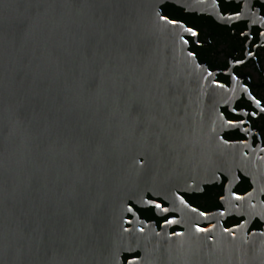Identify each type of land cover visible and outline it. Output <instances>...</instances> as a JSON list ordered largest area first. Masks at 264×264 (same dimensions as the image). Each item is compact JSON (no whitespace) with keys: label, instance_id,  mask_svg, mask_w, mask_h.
I'll list each match as a JSON object with an SVG mask.
<instances>
[{"label":"water","instance_id":"water-1","mask_svg":"<svg viewBox=\"0 0 264 264\" xmlns=\"http://www.w3.org/2000/svg\"><path fill=\"white\" fill-rule=\"evenodd\" d=\"M165 4L221 22L202 0H0V264H264L263 235L125 229L216 137Z\"/></svg>","mask_w":264,"mask_h":264},{"label":"flooded vegetation","instance_id":"flooded-vegetation-1","mask_svg":"<svg viewBox=\"0 0 264 264\" xmlns=\"http://www.w3.org/2000/svg\"><path fill=\"white\" fill-rule=\"evenodd\" d=\"M202 1L221 22L210 14L171 4L162 6L160 13L198 33L197 37L187 33L184 39L189 40L188 51L208 73L206 89L219 116L209 130L216 137L207 143V157L199 165L194 161L193 169L198 172L191 171L185 181L178 178L175 184H165L161 197L146 194V203L151 200L160 208L129 203L137 218L128 214L125 229L177 236L190 227L208 229L209 235L222 228L249 241L264 236V113L249 99L251 93L264 107V0ZM237 12L239 20L224 19ZM238 60L244 63L237 64ZM252 112L257 115L253 117ZM172 190L176 202L170 197ZM168 220L175 222L168 224ZM141 259L139 252L121 257L123 264H142Z\"/></svg>","mask_w":264,"mask_h":264},{"label":"snow or ice","instance_id":"snow-or-ice-1","mask_svg":"<svg viewBox=\"0 0 264 264\" xmlns=\"http://www.w3.org/2000/svg\"><path fill=\"white\" fill-rule=\"evenodd\" d=\"M214 2H215V0H214ZM240 15L241 14L239 12H237L235 15H229L227 17H224V19H226L228 21L239 20L240 19ZM160 19L161 20H164L168 24H176L177 23L174 19H169L166 14H160ZM261 20L264 21V16L261 17ZM179 27L182 28L183 31L186 32V33H188L189 36H191V37H197L198 36V33L192 27H186L184 24H180ZM181 39L183 40V42L185 44H188L189 43V40L184 39L183 37H181ZM189 55L191 56V55H193V53L189 52ZM249 55H251V53H249ZM236 63L237 64H242V63H244V61L243 60H238V61H236ZM209 75H211V73H209ZM233 78L235 79V77H233ZM219 87H224V85H219ZM244 91L245 92H248L247 87L244 88ZM249 99H251L255 103L256 107L259 109V111L261 113H264V107L261 106V100L260 99H257L251 93H249ZM262 99H264V97H262ZM251 115L253 117H255L257 115V113L256 112H252ZM228 123L229 124H232L233 121L229 120ZM237 123H245V122L244 121H239ZM235 198L236 199H241V197H235ZM181 202L184 203L183 199H181ZM148 203L149 204H152L153 202L151 200H149ZM155 207L156 208H160L161 206L159 204H155ZM163 211L167 212L168 209L164 208ZM192 211L195 212L197 210L195 208H193ZM200 215L203 216L204 213L201 212ZM221 215H223V213H221ZM174 222L175 221H173V220H168L167 221L168 224H172ZM141 231H142V229H141ZM197 231H208V229H201V228L198 227L197 228ZM227 231H230V230H227Z\"/></svg>","mask_w":264,"mask_h":264}]
</instances>
